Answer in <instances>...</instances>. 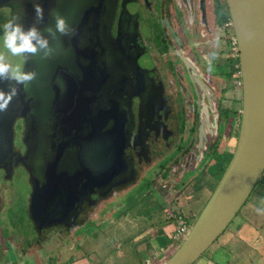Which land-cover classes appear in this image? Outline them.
<instances>
[{"label":"water","instance_id":"95a60500","mask_svg":"<svg viewBox=\"0 0 264 264\" xmlns=\"http://www.w3.org/2000/svg\"><path fill=\"white\" fill-rule=\"evenodd\" d=\"M225 1L239 54V135L223 176L163 264H195L229 227L264 174V0ZM35 3L43 10L39 20ZM1 5L11 8L24 28L35 25L48 36L52 51L27 56L25 70L35 76L25 86L16 85L17 95L0 111V168L17 160L27 169L33 187L30 219L39 218L44 226L68 224L78 215L82 198L94 190L104 197L131 180L126 148L132 115L120 100L128 82L111 80L121 55L110 40L115 3L0 0ZM55 15L69 26V33L56 34L57 39L44 31L49 26L54 30ZM12 83L2 79L0 89ZM17 117L27 126L24 155L13 150Z\"/></svg>","mask_w":264,"mask_h":264},{"label":"flooded vegetation","instance_id":"af4514ba","mask_svg":"<svg viewBox=\"0 0 264 264\" xmlns=\"http://www.w3.org/2000/svg\"><path fill=\"white\" fill-rule=\"evenodd\" d=\"M114 3L110 24L111 48L121 55L120 65L115 68L111 80L115 82L118 77L128 82L127 90H121L120 100L124 101V107L131 109L132 115L126 148V156L132 165L128 174L131 180L112 187L104 197L94 190L82 198L78 215L68 224L44 226L41 219L37 218V222L30 219L32 227L24 236L25 232L10 220L15 200L12 182L20 175L26 177L28 215L33 187L24 165L9 160L0 168V219H5L4 225L0 220V240L4 242L8 258L11 254L17 258V248L14 249L11 243V238L14 245L19 243L16 237L14 240L15 235L23 237V254L32 249L46 256L47 245H52L50 239L54 237L59 241L55 243L63 247L64 239L71 233L84 230L99 208L129 195L144 182L152 187L151 193L154 190L157 194L155 197L160 198L166 193L171 199L172 210L168 212V219L174 212L187 217L180 209L193 202L187 196L197 193L198 188H209L210 184L216 183L212 170L229 154L220 151L221 142L233 129L239 135L241 98L239 110L224 109L225 90L220 89L217 81L234 74L229 63L232 59L228 58L229 62L222 65L212 61L215 52L223 56V48L219 49L223 34L229 28L225 22H231L224 20L228 14L226 1L114 0ZM0 9L8 11L10 17V7ZM145 23L150 25V41L142 31ZM136 38L139 40L135 41ZM19 57L25 67V57ZM12 129L14 153L24 155L28 147L24 118L17 117ZM135 197L134 194L129 198L136 204L146 199L145 194ZM153 204L158 205V201L153 200ZM195 219H187L189 228ZM171 239L177 245L181 242ZM35 260L31 258L27 262L36 264Z\"/></svg>","mask_w":264,"mask_h":264},{"label":"rangeland","instance_id":"374dc122","mask_svg":"<svg viewBox=\"0 0 264 264\" xmlns=\"http://www.w3.org/2000/svg\"><path fill=\"white\" fill-rule=\"evenodd\" d=\"M7 18H9L8 11L0 9V23ZM228 27L223 34L219 49L222 50L223 48V56L221 57V53L215 52L212 57V61L219 62L221 65L236 57L232 38L234 36L233 28L230 25ZM149 29L150 25L145 23L142 31L147 40L151 37ZM0 55L9 63L22 64L19 56L12 57L6 50L0 49ZM229 63L232 70L234 66H238V63ZM217 81L220 83V89L225 90L223 92V108L230 111L239 110L240 98L242 106L240 73L230 74L226 78L224 76L221 79H217ZM236 126L237 123L234 128ZM237 134L236 129H233L231 134L228 132V138L221 142L220 151H228L229 154L212 170L216 181L221 179L232 159L237 143ZM25 178L20 175L19 178L12 182L15 200L12 205L10 220L19 227V230L21 228L25 232L24 236H27L26 234L29 233L30 224L32 223L27 213L26 204L29 189L26 187L27 180ZM151 190L152 187L150 188L149 183L144 182L143 186L142 184L139 185V188L130 193L131 195L135 194L136 199L145 194L146 199L141 204H136L134 199L129 198L131 197L130 194L104 204L103 207L99 208L98 213H95L90 218L91 220L87 223L84 230L79 233H71L64 239L63 247L60 244V246L56 244L59 242L56 237L50 239L52 245H47V250L49 249L51 252L49 253L48 251L46 256H41L39 251L32 249L23 254V251H21L23 247L21 238L23 237L14 234V240L16 237L19 243L14 245L12 238L11 243L14 249L17 248V258H14V254H11L10 258H8L7 250L4 251V242L0 240V264H28L27 261L31 258L36 259V264H75L79 258H82L80 262L82 264H142L151 255L153 246L162 249L172 243L171 236L174 232L171 229L172 232L167 234V230H164L166 223H169L167 220L168 212L172 210L171 199L167 197L166 193L160 198L155 197L157 194H155L154 190L151 193ZM145 192L147 194L151 193L149 194L150 196H147ZM155 199L158 201V205H152ZM261 207H264V174L255 186L247 203L242 207L229 227L195 264H209L211 262L215 264H264V213L256 211L257 208ZM0 220L3 221L1 223L4 225L5 219L2 218ZM172 223H175V221ZM148 227L150 229L145 230ZM11 228L13 229L12 226ZM142 232L146 236L140 238L135 242L136 244L144 242V239L151 235L154 240L145 248L137 251L138 248L135 246L134 241ZM156 237L158 238L157 241L155 240ZM119 253H124V255L119 257ZM50 258L51 262L49 261Z\"/></svg>","mask_w":264,"mask_h":264},{"label":"clouds","instance_id":"9594fccd","mask_svg":"<svg viewBox=\"0 0 264 264\" xmlns=\"http://www.w3.org/2000/svg\"><path fill=\"white\" fill-rule=\"evenodd\" d=\"M34 12L37 20L43 16V10L39 3L34 4ZM45 32L49 33L53 39H57L56 34L61 36L69 33V26L66 19L61 15L54 16V30L52 26L46 27ZM0 49L12 56H22L27 59L29 54L35 55L38 51L44 50V55L51 53L49 38L43 35L35 25L28 28L18 22L14 14L0 23ZM35 76L32 71L25 70L24 65L19 63H9L0 55V80L12 81V85L7 90L0 89V111L7 109L12 99L17 95L16 85H26ZM258 213H264V207L257 208Z\"/></svg>","mask_w":264,"mask_h":264},{"label":"crops","instance_id":"0c3cea01","mask_svg":"<svg viewBox=\"0 0 264 264\" xmlns=\"http://www.w3.org/2000/svg\"><path fill=\"white\" fill-rule=\"evenodd\" d=\"M217 184L216 183H212L210 184L209 188H198L197 193H191L190 195L187 196V198H189V201H193L190 206L187 205L184 207H180V209L183 211V213H185V215L188 218H195L198 216V214L200 213V211L202 210V208L204 207L205 203L207 202L208 198L210 197L211 194V190H213L215 188ZM175 214V215H174ZM173 216L168 220L169 223H166L164 230H167V234L171 233V229L175 230L176 224L179 226L181 223H183L184 221L186 223L189 224V222L187 221V217H185L183 214L179 213V212H174ZM180 216H182L183 218L178 219ZM173 221H175V223H172ZM153 226V225H152ZM151 227V226H150ZM150 227L146 228L145 230L150 229ZM146 232V231H143ZM143 232L137 237L135 238L134 244L135 246H137V251H140L141 249L145 248L148 244H150L153 240L154 237L151 235L150 237H146L144 239V242L136 244L135 242H137L140 238H144L146 235L143 234ZM148 234V232H147ZM173 234V233H172ZM153 237V238H152ZM159 237V236H157ZM156 237V241L158 240V238ZM172 238V236H171ZM172 243H169V245H167L164 248H157L156 246H153L152 250H151V255L146 259V261L142 264H163V262L169 258L171 256V254H173V252L175 251V249L177 248V244L176 242L173 243V241L171 240ZM163 247V246H162ZM138 253V252H137ZM121 255H124V253H119L118 256L121 257ZM82 264V263H79ZM209 264H215L213 262L209 263Z\"/></svg>","mask_w":264,"mask_h":264},{"label":"built area","instance_id":"2783aa9c","mask_svg":"<svg viewBox=\"0 0 264 264\" xmlns=\"http://www.w3.org/2000/svg\"><path fill=\"white\" fill-rule=\"evenodd\" d=\"M229 25L232 26L231 22L226 23V26H229ZM233 45H234L235 50H236L235 52L238 53L235 37H233ZM180 225L181 226L174 232V234L172 236L174 240L182 241L185 234L189 230L188 223H186L185 221L183 223H181Z\"/></svg>","mask_w":264,"mask_h":264},{"label":"trees","instance_id":"16d2710c","mask_svg":"<svg viewBox=\"0 0 264 264\" xmlns=\"http://www.w3.org/2000/svg\"><path fill=\"white\" fill-rule=\"evenodd\" d=\"M225 21H230V16H229V14H227L226 15V17H225V19H224ZM238 63V66L236 67V66H234L233 67V71H234V74H237V73H239L240 72V66H239V58L237 57V58H232V63Z\"/></svg>","mask_w":264,"mask_h":264}]
</instances>
